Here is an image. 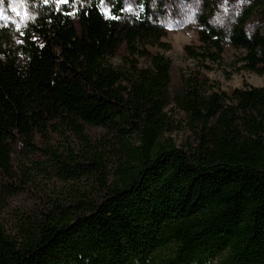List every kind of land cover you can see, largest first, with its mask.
I'll use <instances>...</instances> for the list:
<instances>
[{
	"label": "trees",
	"instance_id": "1",
	"mask_svg": "<svg viewBox=\"0 0 264 264\" xmlns=\"http://www.w3.org/2000/svg\"><path fill=\"white\" fill-rule=\"evenodd\" d=\"M157 1L30 0L18 43L0 24V209L38 200L0 220V264H264V85L186 78L178 143L172 61L147 48L167 47L175 0ZM216 1L187 57L211 70L233 48L235 71L264 77V0L222 24ZM123 46L148 64L114 66Z\"/></svg>",
	"mask_w": 264,
	"mask_h": 264
},
{
	"label": "rangeland",
	"instance_id": "2",
	"mask_svg": "<svg viewBox=\"0 0 264 264\" xmlns=\"http://www.w3.org/2000/svg\"><path fill=\"white\" fill-rule=\"evenodd\" d=\"M160 1L158 0L154 5L157 6ZM245 1L247 0H217L219 8L213 21L222 24L233 20V9ZM29 2L30 0H26V3H21V0H0V24L10 26L14 30L15 41L17 43L20 41L19 33L36 17L35 11ZM164 2L166 1L164 0ZM167 2V9L163 15L166 35L162 39L167 44V47L148 45L147 48L152 53L166 55L172 61L170 104L167 110L173 123L172 130L168 132V135L175 138L181 144L185 141L188 133L184 129V113L179 110L173 101L175 93L184 84L186 78L198 74L209 83V87L214 84L215 86L218 85L221 90L230 92L236 87L243 86L244 82H248L254 86H262L264 85V77L253 72L235 71L233 67L236 64L237 52L233 48L227 50L224 62L213 66L211 70L198 65L195 61L188 58L184 47L188 44L198 43L196 15L204 13L203 6L205 0H175ZM135 3L136 0H127V4L131 8L134 7ZM13 7H16L17 10L14 11ZM18 12L21 14L18 15ZM19 55L21 63H24L22 54L20 53ZM132 59H138L142 66L148 64V61L144 57L131 55L125 49V46L118 51L111 59V62L117 68L126 69L129 67V61ZM88 131L90 136L99 135L101 132L99 129H88ZM35 158L40 157L37 155ZM35 205H38V200L32 192H21L8 200L6 208L0 209V220L6 224L8 229H12L15 222L13 218L14 211L17 208L26 209Z\"/></svg>",
	"mask_w": 264,
	"mask_h": 264
},
{
	"label": "snow or ice",
	"instance_id": "3",
	"mask_svg": "<svg viewBox=\"0 0 264 264\" xmlns=\"http://www.w3.org/2000/svg\"><path fill=\"white\" fill-rule=\"evenodd\" d=\"M60 2H61V3H68L69 0H60ZM21 3H26V0H21ZM13 10L16 11V10H17L16 7H13ZM19 14H21V13L18 12V15H19Z\"/></svg>",
	"mask_w": 264,
	"mask_h": 264
}]
</instances>
